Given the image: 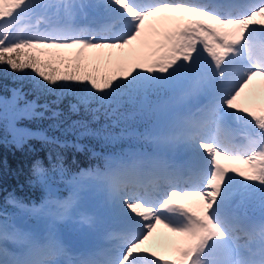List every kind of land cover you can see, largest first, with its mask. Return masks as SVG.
Segmentation results:
<instances>
[{
    "label": "snow or ice",
    "instance_id": "obj_1",
    "mask_svg": "<svg viewBox=\"0 0 264 264\" xmlns=\"http://www.w3.org/2000/svg\"><path fill=\"white\" fill-rule=\"evenodd\" d=\"M9 76L21 87L0 95L4 143L69 146L23 126L43 120L77 141L130 143L78 172L59 154L51 169L37 161L47 194L0 211V264H264V0H0ZM91 189L120 226L106 247L70 252L55 225Z\"/></svg>",
    "mask_w": 264,
    "mask_h": 264
},
{
    "label": "trees",
    "instance_id": "obj_2",
    "mask_svg": "<svg viewBox=\"0 0 264 264\" xmlns=\"http://www.w3.org/2000/svg\"><path fill=\"white\" fill-rule=\"evenodd\" d=\"M21 82L14 81L11 76L8 78L0 77V94L9 95L10 89L20 88ZM29 85L25 83L23 90L27 92ZM32 99V96L28 97ZM54 99V97H50ZM41 103L44 101L41 100ZM71 103H75L70 97L64 99L59 104V110L67 114L70 110ZM82 115H72V120H79ZM54 121L43 120L37 122H23L33 131H44L49 137H58L61 141H68L69 146L60 147L54 144H45L39 139L27 141L21 148H17L12 143L3 142V133L0 132V210L11 212L14 207L8 203L10 199H16L24 204L31 205L32 202H39L44 196L43 187L37 183H33L34 177L32 174L33 165L39 161L45 169H51L53 163L57 162V155L62 158L63 166L71 172H78L80 169H89L93 167H103V157L120 150L127 149L130 141H121L117 144L109 145L102 141L84 137L77 141L76 137L69 134L62 135L60 130L52 129L49 125ZM103 124L104 121L99 122ZM63 127V126H62ZM93 128L97 125H92ZM142 131V128L140 129ZM119 133V128L114 129ZM11 138L9 137V140ZM74 143H79L82 148L72 147ZM142 147L151 151V145H142ZM55 189L64 191L63 184H56ZM26 225H32V219L23 218Z\"/></svg>",
    "mask_w": 264,
    "mask_h": 264
},
{
    "label": "rangeland",
    "instance_id": "obj_3",
    "mask_svg": "<svg viewBox=\"0 0 264 264\" xmlns=\"http://www.w3.org/2000/svg\"><path fill=\"white\" fill-rule=\"evenodd\" d=\"M242 2V0H241ZM205 57L207 54H204ZM182 158L177 156V159ZM186 187L187 185H181ZM55 196L59 199L63 197ZM72 195L71 189L69 194L64 197L68 198ZM45 198V196H44ZM10 214H18L16 208L11 209ZM89 216L92 218L91 225H85L81 223V218ZM21 217L20 222L25 223ZM34 221L36 227H41L37 221ZM44 224L45 222H40ZM45 226V225H44ZM120 225L117 223L116 218L112 214L110 206L106 203L103 193L99 189H91L80 194L79 202L75 210L63 221L58 222L55 225V229L59 233V228L64 227L76 235L75 239L82 243V246H73L66 248L70 252H79L83 250L96 249L98 247H106L105 234L110 229L118 228ZM163 231V230H161ZM60 237V236H59Z\"/></svg>",
    "mask_w": 264,
    "mask_h": 264
},
{
    "label": "water",
    "instance_id": "obj_4",
    "mask_svg": "<svg viewBox=\"0 0 264 264\" xmlns=\"http://www.w3.org/2000/svg\"><path fill=\"white\" fill-rule=\"evenodd\" d=\"M64 233V232H63ZM66 234V235H65ZM70 235V234H69ZM64 238H65V240H66V242L67 243H70L71 242V239H72V236L70 235L69 237H68V234L67 233H64Z\"/></svg>",
    "mask_w": 264,
    "mask_h": 264
}]
</instances>
